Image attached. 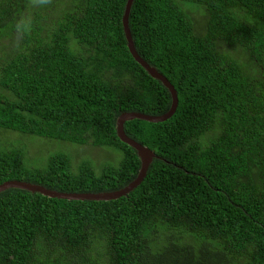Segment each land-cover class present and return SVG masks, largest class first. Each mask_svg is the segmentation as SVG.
Segmentation results:
<instances>
[{
    "label": "trees",
    "instance_id": "16d2710c",
    "mask_svg": "<svg viewBox=\"0 0 264 264\" xmlns=\"http://www.w3.org/2000/svg\"><path fill=\"white\" fill-rule=\"evenodd\" d=\"M57 1L27 15L28 0H0V131L11 140L0 150V183L120 189L140 160L118 139L116 119L164 113L170 93L128 51L126 0H60L59 10ZM197 8L207 15L202 35L190 18ZM21 15L31 29L17 34ZM128 25L136 52L177 93L167 120L124 123L157 157L116 199L1 191L0 264H264V0H133ZM16 133L121 157L96 170L55 152L31 167Z\"/></svg>",
    "mask_w": 264,
    "mask_h": 264
},
{
    "label": "water",
    "instance_id": "95a60500",
    "mask_svg": "<svg viewBox=\"0 0 264 264\" xmlns=\"http://www.w3.org/2000/svg\"><path fill=\"white\" fill-rule=\"evenodd\" d=\"M125 2L126 3L121 21H122L123 33L126 39L128 51L132 55L134 60L137 63H139L152 78L159 80L164 85V87L167 88V90L171 95L170 106L168 110L165 111L164 113L148 114L140 111H124L116 119L115 130L118 139L121 142L135 149L137 156L140 160V168L138 170L137 175L124 187L111 191L64 192L55 189H50L36 183L21 181L17 179H9L0 183V192L9 188H18V189L30 191L32 193L37 192L49 198H58V199H66V200H94V201L105 200L106 201L126 195L143 181L150 163L152 162L153 158L157 156L155 155L152 149L140 144L133 138L129 137L124 131V123L126 121L133 119H140L151 123L163 122L168 118H170L175 112L178 104V98H177L176 90L174 86L171 84V82L162 73H160L154 66H151L146 61H144V59H142L140 55L136 52L128 25V16L133 0H126Z\"/></svg>",
    "mask_w": 264,
    "mask_h": 264
},
{
    "label": "rangeland",
    "instance_id": "374dc122",
    "mask_svg": "<svg viewBox=\"0 0 264 264\" xmlns=\"http://www.w3.org/2000/svg\"><path fill=\"white\" fill-rule=\"evenodd\" d=\"M56 6L59 10L60 0L57 1ZM27 8V15L39 13L38 8L29 5H27ZM43 16L49 24L52 23V18L56 17L55 13L50 10L45 12ZM206 17L207 15L202 8H197L190 13L194 32L200 35L204 33ZM33 18L36 17L34 16ZM222 48L226 50L225 45H222ZM247 66L251 71L253 70L249 63ZM214 134L215 131L207 133L203 136L201 141L204 142V139L208 135L213 136ZM7 136V132L0 131V150H6L11 147V140ZM14 137L20 141V144L15 145V147H20L22 149L24 163L31 167H45L48 158L55 152H64L70 155L74 162L73 165L78 164L82 160H88L96 170L106 163H116L121 157V153L112 148L93 146L89 143H69L66 141L49 140L48 138L21 133L14 134Z\"/></svg>",
    "mask_w": 264,
    "mask_h": 264
},
{
    "label": "clouds",
    "instance_id": "9594fccd",
    "mask_svg": "<svg viewBox=\"0 0 264 264\" xmlns=\"http://www.w3.org/2000/svg\"><path fill=\"white\" fill-rule=\"evenodd\" d=\"M29 5L36 7H43L49 5L52 0H28ZM14 29L17 34H23L31 29V20L30 18L21 15L14 24ZM171 96V95H170ZM171 103V102H170Z\"/></svg>",
    "mask_w": 264,
    "mask_h": 264
}]
</instances>
